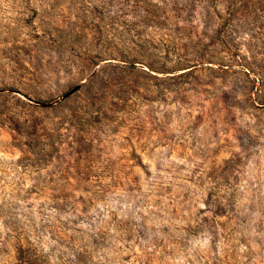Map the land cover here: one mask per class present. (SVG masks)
Returning a JSON list of instances; mask_svg holds the SVG:
<instances>
[{
  "label": "rangeland",
  "instance_id": "1",
  "mask_svg": "<svg viewBox=\"0 0 264 264\" xmlns=\"http://www.w3.org/2000/svg\"><path fill=\"white\" fill-rule=\"evenodd\" d=\"M0 264H264V0H0Z\"/></svg>",
  "mask_w": 264,
  "mask_h": 264
}]
</instances>
